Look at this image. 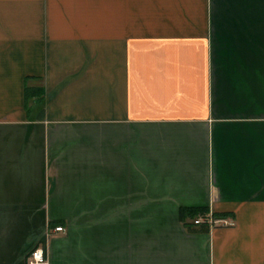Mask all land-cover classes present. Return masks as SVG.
<instances>
[{"label":"crops","instance_id":"0c3cea01","mask_svg":"<svg viewBox=\"0 0 264 264\" xmlns=\"http://www.w3.org/2000/svg\"><path fill=\"white\" fill-rule=\"evenodd\" d=\"M36 246L264 264V0H0V264Z\"/></svg>","mask_w":264,"mask_h":264},{"label":"built area","instance_id":"2783aa9c","mask_svg":"<svg viewBox=\"0 0 264 264\" xmlns=\"http://www.w3.org/2000/svg\"><path fill=\"white\" fill-rule=\"evenodd\" d=\"M193 222L195 225L207 224L209 226H214L217 224H231L230 222L226 221L225 218L215 217L209 214H200ZM54 230L56 232H64L65 228L63 226H57ZM27 261L29 264H46L47 255L41 246H36L28 254Z\"/></svg>","mask_w":264,"mask_h":264},{"label":"trees","instance_id":"16d2710c","mask_svg":"<svg viewBox=\"0 0 264 264\" xmlns=\"http://www.w3.org/2000/svg\"><path fill=\"white\" fill-rule=\"evenodd\" d=\"M207 210L205 209H200V208H185L182 209L181 211V216L182 218H186V217H191L195 220V218H197L200 214L201 215H205L207 214ZM215 217H220V218H225L227 216V214H215ZM185 225L189 228V229H193L190 227V224L185 223ZM202 226H204L206 228L207 224H201Z\"/></svg>","mask_w":264,"mask_h":264}]
</instances>
